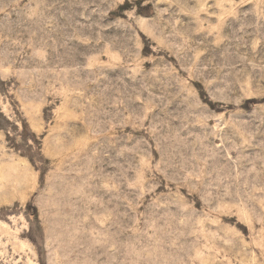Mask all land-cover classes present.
<instances>
[{
    "label": "rangeland",
    "instance_id": "rangeland-1",
    "mask_svg": "<svg viewBox=\"0 0 264 264\" xmlns=\"http://www.w3.org/2000/svg\"><path fill=\"white\" fill-rule=\"evenodd\" d=\"M0 264H264V0H0Z\"/></svg>",
    "mask_w": 264,
    "mask_h": 264
}]
</instances>
